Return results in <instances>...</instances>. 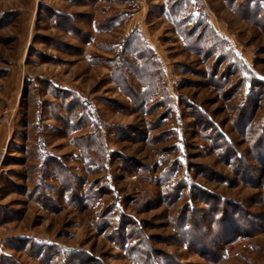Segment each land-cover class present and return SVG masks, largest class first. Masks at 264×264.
Returning <instances> with one entry per match:
<instances>
[{
  "label": "rangeland",
  "instance_id": "374dc122",
  "mask_svg": "<svg viewBox=\"0 0 264 264\" xmlns=\"http://www.w3.org/2000/svg\"><path fill=\"white\" fill-rule=\"evenodd\" d=\"M0 264H264V0H0Z\"/></svg>",
  "mask_w": 264,
  "mask_h": 264
}]
</instances>
